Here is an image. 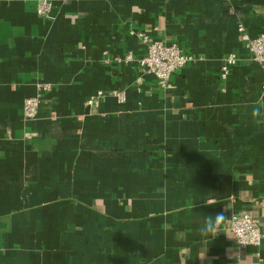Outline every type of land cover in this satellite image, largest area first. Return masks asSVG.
<instances>
[{"label": "crops", "instance_id": "crops-1", "mask_svg": "<svg viewBox=\"0 0 264 264\" xmlns=\"http://www.w3.org/2000/svg\"><path fill=\"white\" fill-rule=\"evenodd\" d=\"M51 1L0 0V264H264L228 225L264 236V65L239 30L264 31V0ZM139 31L195 60L160 87L116 59L145 54Z\"/></svg>", "mask_w": 264, "mask_h": 264}, {"label": "built area", "instance_id": "built-area-1", "mask_svg": "<svg viewBox=\"0 0 264 264\" xmlns=\"http://www.w3.org/2000/svg\"><path fill=\"white\" fill-rule=\"evenodd\" d=\"M53 2L51 0H38L37 13L41 16L52 17ZM242 38L246 41L252 58L264 65V31L256 35H251L239 26ZM137 35L146 44V52L136 57L131 51L124 56H117L118 62L136 61L137 66L143 73H152L157 79L160 87L165 88L169 82L171 74L175 69L183 67L195 60V55L185 51L177 42L169 41L157 37H150L146 32L139 31ZM237 63V55L229 53L223 59L220 68L222 79H227L232 68ZM51 90V86L47 83L37 85V92L28 96L23 102V116L25 118H35L39 112L40 103L45 93ZM102 91L91 96L88 99L90 104L97 103L98 99L103 95ZM121 100L125 98L124 92H117ZM229 228L233 233V237L239 247L254 245L259 247L264 239L258 218L250 212H235L230 216Z\"/></svg>", "mask_w": 264, "mask_h": 264}, {"label": "clouds", "instance_id": "clouds-1", "mask_svg": "<svg viewBox=\"0 0 264 264\" xmlns=\"http://www.w3.org/2000/svg\"><path fill=\"white\" fill-rule=\"evenodd\" d=\"M224 219L223 212L216 213L215 217L208 216L205 218V223L203 230L212 231L214 230V225H219Z\"/></svg>", "mask_w": 264, "mask_h": 264}]
</instances>
